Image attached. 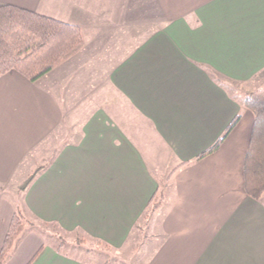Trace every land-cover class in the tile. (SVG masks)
<instances>
[{"label":"crops","instance_id":"0c3cea01","mask_svg":"<svg viewBox=\"0 0 264 264\" xmlns=\"http://www.w3.org/2000/svg\"><path fill=\"white\" fill-rule=\"evenodd\" d=\"M0 4L84 38L37 81L0 75V251L20 188L33 221L75 235L63 252L43 229L28 232L4 264H264V196H249L244 179L254 113L243 103L264 90V0Z\"/></svg>","mask_w":264,"mask_h":264},{"label":"trees","instance_id":"16d2710c","mask_svg":"<svg viewBox=\"0 0 264 264\" xmlns=\"http://www.w3.org/2000/svg\"><path fill=\"white\" fill-rule=\"evenodd\" d=\"M83 46L84 38L79 26L14 5L0 4V75L17 71L29 80L37 81L78 53ZM243 103L254 113L252 134L244 163L245 189L249 196L260 199L264 196V90L245 95ZM239 118L236 117L224 136L231 131ZM218 146L219 142L199 157L212 152ZM163 202L164 193L160 190L152 198L142 221ZM30 219H25L20 206L16 208L0 251V264H4L11 257L19 241L27 233L28 225L34 227L32 225L36 222Z\"/></svg>","mask_w":264,"mask_h":264},{"label":"rangeland","instance_id":"374dc122","mask_svg":"<svg viewBox=\"0 0 264 264\" xmlns=\"http://www.w3.org/2000/svg\"><path fill=\"white\" fill-rule=\"evenodd\" d=\"M27 181V180H26ZM25 181V182H26ZM24 182V183H25ZM24 183L22 184V185H24ZM21 189V188H20ZM19 189V193L20 194H16L15 192H13L14 193V195H12V194H10V196L14 199V201L16 202V205L17 206H20L21 208H22V213L24 214V216H25V219H30V217H28L29 216V213L27 212V210L26 209H24V206H23V203L24 202H22V198H23V193H24V190H20ZM18 200H19V203H18ZM31 220V219H30ZM143 225V224H142ZM141 225V227H143ZM32 226H34L33 228L30 226V225H28V229H27V233L28 232H31V231H34V230H41V229H43L44 231L47 229V227H45V226H42V225H39V224H37V223H35V224H33ZM145 228V227H144ZM137 230L136 231H138V228H136ZM49 230V232H47V231H45V233H46V235H47V240H48V242L49 243H51V244H54L55 246H57L59 249H61L63 252H73L72 251V249H71V247H69V246H67V245H65V244H63L62 242H63V240H67V241H69V242H71V241H73L75 238V235H68V234H66V233H59L55 228H53V227H51L50 226V229H48ZM144 230V229H143ZM145 231H147V227L145 228ZM58 233L59 234H61L60 236H56V235H58ZM145 234H146V232H145ZM52 235H55V236H52ZM142 240H144V239H142ZM83 250H85V249H83ZM140 252V253H139ZM139 253V254H138ZM74 254H78V255H82V252L81 251H74ZM96 254V253H95ZM105 254H108L107 252H101L100 254H98L97 255V257L100 259V257L103 259V260H105L106 258H108V257H106V255ZM110 256H111V254H109ZM137 255L138 256H141V250L139 249L138 250V252H137ZM98 258H97V260L96 261H98ZM112 257H110V259H111ZM133 260V259H132ZM132 260H130V262L132 263ZM137 261V260H136ZM135 264H137V262L135 263Z\"/></svg>","mask_w":264,"mask_h":264},{"label":"water","instance_id":"95a60500","mask_svg":"<svg viewBox=\"0 0 264 264\" xmlns=\"http://www.w3.org/2000/svg\"><path fill=\"white\" fill-rule=\"evenodd\" d=\"M30 180H31V179H28V180L24 183V185L22 186L23 189H25V188L27 187V185H28V183L30 182Z\"/></svg>","mask_w":264,"mask_h":264}]
</instances>
